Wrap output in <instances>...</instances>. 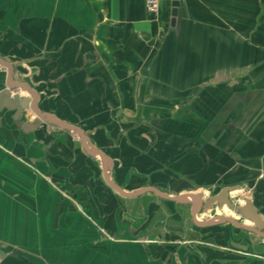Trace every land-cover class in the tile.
I'll return each mask as SVG.
<instances>
[{"label": "crops", "instance_id": "crops-1", "mask_svg": "<svg viewBox=\"0 0 264 264\" xmlns=\"http://www.w3.org/2000/svg\"><path fill=\"white\" fill-rule=\"evenodd\" d=\"M171 1L0 0V264H264L257 233L182 243L145 203L190 202L107 183L247 187L264 224V0Z\"/></svg>", "mask_w": 264, "mask_h": 264}, {"label": "water", "instance_id": "water-1", "mask_svg": "<svg viewBox=\"0 0 264 264\" xmlns=\"http://www.w3.org/2000/svg\"><path fill=\"white\" fill-rule=\"evenodd\" d=\"M178 4H179V0H172L171 1V6H172L171 14L172 15L176 14V9H177ZM20 100H21V102H23V105H24L25 104V102H24L25 98H21ZM2 107L8 108L7 105H3ZM34 110L36 112V115L38 117H40L41 119L50 121V122L58 125L62 129H67L69 131H73L75 133V135H77L79 137V139L83 143L84 147L89 149L88 152L90 154L99 156L101 158V160L103 162H105L106 158L102 154V152L95 149L93 146H91L89 144L86 135L78 127H76L74 125L67 124V123L57 119L54 115L43 114V113H40L39 111H37L36 109H34ZM105 176H106V173H105ZM107 183L113 189H115L119 193L126 195V196L136 195V194L142 193L145 190H150V191H153L154 193H156L158 196H160L164 199H167V200H171V201H175V202H179V203L190 202L192 204V210H191L192 219H193L194 223L198 226H201V227L202 226H211V225H215V224H219V223L227 221V222H230L233 225L238 226L242 229H246V230L252 231L254 233H257L258 235H260L261 237L264 238V231H262L263 226H264L263 221H261L259 214L257 213V211L255 210L254 206L251 203L250 198H246L243 196L242 197L243 204H239L236 206L231 202L229 194L232 191L238 190L239 185L224 186L217 193L210 195L205 199H201V195L198 193L188 192V193L171 195V194L160 192L157 189H155L154 187L142 188V189H139L138 191H136L134 193H126V192H123L121 190V188H119L111 180H107ZM223 205H225L235 215L243 216V217L249 219L250 221H252L255 224V227H249L246 224L241 223L240 221H236L235 219H233V217L225 216V215L214 216V217L207 219L205 221L198 220L196 217V214L200 210H202V212L205 213L210 208H213L215 206L221 208V207H223Z\"/></svg>", "mask_w": 264, "mask_h": 264}, {"label": "rangeland", "instance_id": "rangeland-1", "mask_svg": "<svg viewBox=\"0 0 264 264\" xmlns=\"http://www.w3.org/2000/svg\"><path fill=\"white\" fill-rule=\"evenodd\" d=\"M2 93H3V91H1L0 95ZM28 116L29 117H32V115L30 113H28ZM97 160L99 161V158H97ZM161 190H164V192H167V193L169 192L168 191V188H163ZM217 190H218V188L212 186V187H205L203 189H200V192H201V194H203V199H204V197L206 198V197H208L210 195L215 194L217 192ZM192 191H193V189H192ZM248 192H249V189H247V187H244L243 188V191L241 193L236 192V193L230 194L229 196H230L231 202L235 206L236 205H239L241 202H243L242 201V195L243 196L245 194H248L249 195ZM172 193L175 194L174 192H172ZM150 195H152V194H150ZM153 199L155 200L157 198L153 197ZM154 200L147 201L145 203V206L147 207V209L152 208V211L156 210L157 208H160V210H164L165 212H170L172 214L175 213V215L177 217V220L181 223V226H180V230H181L180 239L182 240L181 241L182 243H183L184 239L190 238L189 235H188V232H189L188 229L189 228H192L194 231H197L196 228H195L196 226L193 224L192 216H191V213H190V210H189V208H190L189 204L188 205H180V204H176V203H172V202L170 203L168 201H166V202L161 201V206L164 207V208H161L160 205L154 203ZM150 211H151V209H150ZM227 211H229L230 213H227ZM228 214H232V215H228ZM196 215H197L196 216L197 219H199L201 221H205V220L210 219V218H212L214 216H220V215L221 216L222 215H225V216H232V217H234V213L231 212L226 206H224L223 211H222V208H218L217 206H215L213 208L208 209L207 212H205V213L202 212V210H201ZM224 223H225L224 225H226L225 227L234 229V231L236 233H239L240 232V230H235L236 228L233 227L231 224H229V222H224ZM162 227H165V226H162ZM223 227H220V228L222 229ZM220 228L218 229V231L221 232ZM197 233H200V235H198L197 237H199L201 240H203V242H206V240H208L207 238L211 234V232L210 233L209 232L207 233V230H205V229H201ZM138 234H140V233H138ZM194 237H195V234H193V238Z\"/></svg>", "mask_w": 264, "mask_h": 264}, {"label": "built area", "instance_id": "built-area-1", "mask_svg": "<svg viewBox=\"0 0 264 264\" xmlns=\"http://www.w3.org/2000/svg\"><path fill=\"white\" fill-rule=\"evenodd\" d=\"M161 0H144V6L146 11L150 15H156L159 10V4Z\"/></svg>", "mask_w": 264, "mask_h": 264}, {"label": "bare ground", "instance_id": "bare-ground-1", "mask_svg": "<svg viewBox=\"0 0 264 264\" xmlns=\"http://www.w3.org/2000/svg\"><path fill=\"white\" fill-rule=\"evenodd\" d=\"M235 192V191H234ZM236 196V195H235ZM235 202V201H234ZM223 208H224V205L222 207V211H223ZM227 213H230L229 211H227ZM228 215H231V214H228ZM232 217V216H231Z\"/></svg>", "mask_w": 264, "mask_h": 264}]
</instances>
